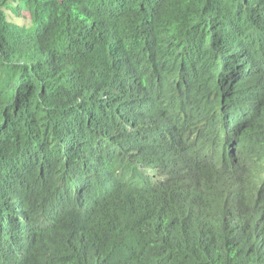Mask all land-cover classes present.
Listing matches in <instances>:
<instances>
[{
  "label": "trees",
  "instance_id": "1",
  "mask_svg": "<svg viewBox=\"0 0 264 264\" xmlns=\"http://www.w3.org/2000/svg\"><path fill=\"white\" fill-rule=\"evenodd\" d=\"M0 264H264V0H0Z\"/></svg>",
  "mask_w": 264,
  "mask_h": 264
}]
</instances>
